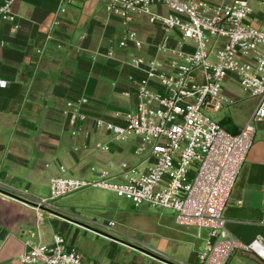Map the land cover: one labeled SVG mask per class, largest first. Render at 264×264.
<instances>
[{
    "label": "built area",
    "instance_id": "2783aa9c",
    "mask_svg": "<svg viewBox=\"0 0 264 264\" xmlns=\"http://www.w3.org/2000/svg\"><path fill=\"white\" fill-rule=\"evenodd\" d=\"M57 1L52 27L75 0ZM13 2L0 5V16L12 23ZM105 10L126 27L117 46L144 53L133 52L124 62L141 74L134 90L123 92L133 105L92 116L82 109L88 102L82 97L68 102L64 114L73 134L78 123L90 119L114 142L137 139L132 153L142 159L92 167L93 179L53 176L49 198L39 199L35 209L84 189L107 190L135 206L171 210L177 226L195 228L198 237L204 234L198 264H228L236 252L264 264V238L242 243L231 235L223 215L253 144L255 123L264 121V27L256 23L264 17V0H108ZM142 22L150 27L146 39L131 28ZM106 56L114 58L111 48ZM228 78L255 100L249 120L235 132L211 116L230 103L222 93ZM96 148L110 149L108 144ZM39 223L37 215L35 228L22 231L25 249L17 264H93L59 233L49 244L33 242Z\"/></svg>",
    "mask_w": 264,
    "mask_h": 264
},
{
    "label": "crops",
    "instance_id": "0c3cea01",
    "mask_svg": "<svg viewBox=\"0 0 264 264\" xmlns=\"http://www.w3.org/2000/svg\"><path fill=\"white\" fill-rule=\"evenodd\" d=\"M5 1L0 0V5ZM107 1L75 0L55 27L57 0H14L15 22L0 16V81L4 82L0 85V264H17L25 249L21 233L35 228L37 215L39 237L33 242L49 244L59 233L68 246L81 249L89 263L198 264L204 234L198 237L195 228L177 226L174 218L171 234L156 237L157 246L147 247L144 242L123 240L120 236H127L121 230L85 216L76 203L63 201L35 209L39 199H46L40 193L49 190L51 177L93 179L97 172L92 167H115L133 155L128 145L137 139L114 142L90 119L78 123L73 134L64 114L68 102L82 97L88 99L82 109L92 116L133 105L134 99L123 92L133 91L141 74L124 62L133 52L144 53L117 46L126 27L120 17L107 14ZM131 28L148 38L147 23ZM110 48L111 59L106 56ZM222 93L230 101L225 107L231 115V126L226 122L222 126L238 131L249 120L255 100L247 116L237 119L238 97L223 87ZM255 127L253 144L223 213L227 229L242 243L264 238V121ZM96 144H108L110 149H98ZM99 241L102 247L96 245ZM228 264L262 263L251 254L236 252Z\"/></svg>",
    "mask_w": 264,
    "mask_h": 264
},
{
    "label": "rangeland",
    "instance_id": "374dc122",
    "mask_svg": "<svg viewBox=\"0 0 264 264\" xmlns=\"http://www.w3.org/2000/svg\"><path fill=\"white\" fill-rule=\"evenodd\" d=\"M259 20V26L264 27V17H260ZM222 87L225 92L238 97L237 102L241 111L237 119L246 117L253 104L252 98H250L236 82L232 81V79L225 80L222 83ZM211 116L221 125L226 122L227 126H231L229 123V117H231V115L228 111V107H224L221 111ZM131 143L132 144L128 145V148H134L135 142ZM141 159L142 156L139 157L131 154L128 155L127 158V160H130L129 162L136 163ZM102 191L107 190L95 188L84 189V191H79L63 198L51 200L50 203L59 204L63 201L73 202L76 203L77 209H79L82 214L97 220L99 224H107L112 221L113 226L111 227L121 230L127 237H120L131 244L135 243L141 245L139 242H144L148 244L146 245L147 247H153L157 246L156 237L168 236L171 234L170 228L175 225L172 223V218L175 216L173 211L155 208L147 203H141L139 206H135L130 200L118 197L110 191L105 192V196H101ZM49 196V190L40 193V197L48 199ZM160 223L161 225L164 224L166 227L159 225ZM91 225L88 226L92 227ZM91 241L94 242L93 240ZM96 245L102 247L100 241L97 242ZM138 245L135 246L139 247ZM142 246L145 245L143 244Z\"/></svg>",
    "mask_w": 264,
    "mask_h": 264
},
{
    "label": "water",
    "instance_id": "95a60500",
    "mask_svg": "<svg viewBox=\"0 0 264 264\" xmlns=\"http://www.w3.org/2000/svg\"><path fill=\"white\" fill-rule=\"evenodd\" d=\"M164 260H165V261H168L169 259H167V258H164Z\"/></svg>",
    "mask_w": 264,
    "mask_h": 264
}]
</instances>
